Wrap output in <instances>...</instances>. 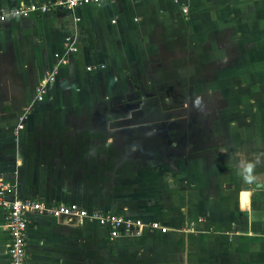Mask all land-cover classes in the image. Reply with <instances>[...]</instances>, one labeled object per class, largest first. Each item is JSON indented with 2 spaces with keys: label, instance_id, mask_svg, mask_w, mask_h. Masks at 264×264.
<instances>
[{
  "label": "crops",
  "instance_id": "obj_1",
  "mask_svg": "<svg viewBox=\"0 0 264 264\" xmlns=\"http://www.w3.org/2000/svg\"><path fill=\"white\" fill-rule=\"evenodd\" d=\"M54 1L59 0H0V8ZM177 24L186 31L219 30L211 52L225 36L228 60L242 63L245 76L258 75L256 88L264 96V0H104L0 23V177L18 183L19 197L105 210L92 205L96 200L86 184L76 186L68 175L51 178L42 172L35 131L46 113L61 117L72 102L90 101L98 92L128 91L129 79L147 61L155 39L167 38V28ZM76 33L79 50L68 55V63L58 64L65 37ZM205 34L197 32L210 36ZM53 70L56 78L43 100L34 101L37 87ZM31 106L24 128L17 131L23 111ZM259 137L257 154H245L238 163L229 159L217 166L216 175L205 170L211 184H179L177 198L167 189V195L138 203L135 211H115L157 221L161 229L111 241L98 222L30 213L28 264H264V132ZM256 170L259 177L253 175ZM245 192L250 196L243 203ZM4 214L0 206V264L9 260Z\"/></svg>",
  "mask_w": 264,
  "mask_h": 264
},
{
  "label": "rangeland",
  "instance_id": "obj_2",
  "mask_svg": "<svg viewBox=\"0 0 264 264\" xmlns=\"http://www.w3.org/2000/svg\"><path fill=\"white\" fill-rule=\"evenodd\" d=\"M185 31L177 24L167 28V38L156 37L128 91L72 102L61 117L46 113L35 131L42 172L86 184L96 200L92 205L132 212L167 189L177 198L179 184L210 183L205 170L216 175L217 166L233 157L238 163L245 154H257L264 132L259 76H245L242 63L228 60L225 36L211 52L219 30ZM249 196L243 193V203Z\"/></svg>",
  "mask_w": 264,
  "mask_h": 264
},
{
  "label": "built area",
  "instance_id": "obj_3",
  "mask_svg": "<svg viewBox=\"0 0 264 264\" xmlns=\"http://www.w3.org/2000/svg\"><path fill=\"white\" fill-rule=\"evenodd\" d=\"M104 0H59L54 2H32L21 4L7 9L0 8V23L12 20L29 18L35 14H47L56 10H76L79 7L90 4H98ZM183 13H189V7H182ZM81 21L80 17H77ZM79 34L67 35L64 40L63 54H57L58 64L68 63V55L75 53L80 48ZM88 70H92L89 66ZM57 70H53L48 78L37 87L36 101L43 100L47 91V85L56 78ZM27 114L20 117L17 131L24 128ZM18 183H13L0 177V206L4 209L6 226L10 233V241L7 245L8 264H28V228L30 224V213H38L48 217H66L71 221L98 222L109 231L111 241L123 237H132L144 230L151 231L161 229L159 222L145 221L143 219L130 217L122 213L107 210H89L79 204H50L35 199L19 197Z\"/></svg>",
  "mask_w": 264,
  "mask_h": 264
},
{
  "label": "flooded vegetation",
  "instance_id": "obj_4",
  "mask_svg": "<svg viewBox=\"0 0 264 264\" xmlns=\"http://www.w3.org/2000/svg\"><path fill=\"white\" fill-rule=\"evenodd\" d=\"M105 210H107V209H105Z\"/></svg>",
  "mask_w": 264,
  "mask_h": 264
}]
</instances>
